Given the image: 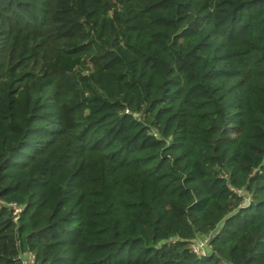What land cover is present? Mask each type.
<instances>
[{"label":"trees","instance_id":"obj_1","mask_svg":"<svg viewBox=\"0 0 264 264\" xmlns=\"http://www.w3.org/2000/svg\"><path fill=\"white\" fill-rule=\"evenodd\" d=\"M0 201V264H264V0H0Z\"/></svg>","mask_w":264,"mask_h":264},{"label":"built area","instance_id":"obj_2","mask_svg":"<svg viewBox=\"0 0 264 264\" xmlns=\"http://www.w3.org/2000/svg\"><path fill=\"white\" fill-rule=\"evenodd\" d=\"M0 204H4L7 207H9V209L12 211L15 221L18 219L19 215L23 210L22 207L17 205L16 203H5L3 201H0ZM208 244H209V238L197 239L192 245V250L197 255H204L208 251L209 248ZM33 262H34V256L31 253L27 254V256L25 255L23 264H32Z\"/></svg>","mask_w":264,"mask_h":264}]
</instances>
